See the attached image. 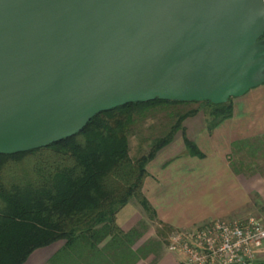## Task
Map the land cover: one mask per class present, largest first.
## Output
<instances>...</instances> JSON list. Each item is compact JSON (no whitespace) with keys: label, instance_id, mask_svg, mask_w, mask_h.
Returning a JSON list of instances; mask_svg holds the SVG:
<instances>
[{"label":"water","instance_id":"obj_1","mask_svg":"<svg viewBox=\"0 0 264 264\" xmlns=\"http://www.w3.org/2000/svg\"><path fill=\"white\" fill-rule=\"evenodd\" d=\"M264 84V0H0V154L156 98L228 102Z\"/></svg>","mask_w":264,"mask_h":264},{"label":"trees","instance_id":"obj_2","mask_svg":"<svg viewBox=\"0 0 264 264\" xmlns=\"http://www.w3.org/2000/svg\"><path fill=\"white\" fill-rule=\"evenodd\" d=\"M183 103L159 98L130 102L98 113L81 131L60 141L0 154V264H23L34 250L59 240L65 241L63 249L73 251L72 264L84 259L85 264H136L156 249L159 241L132 249L144 223L124 232L117 213L132 199L152 212L142 191L146 165L178 132L184 134L188 153L202 157L183 125L200 108L179 113L166 134L135 159L129 137L137 120L151 109ZM199 103L209 107L211 127L233 115V98L222 104Z\"/></svg>","mask_w":264,"mask_h":264},{"label":"crops","instance_id":"obj_3","mask_svg":"<svg viewBox=\"0 0 264 264\" xmlns=\"http://www.w3.org/2000/svg\"><path fill=\"white\" fill-rule=\"evenodd\" d=\"M209 121V115H195L183 123L185 135L197 144L202 157L188 153L184 134L178 132L147 163L142 191L152 212L138 203L128 209V203L117 213L124 232L144 223L132 249L160 242L136 264H184L181 254L167 248L171 232L177 229L249 216L264 225V84L233 98L231 117L215 127ZM242 142L244 146L235 148ZM64 245L59 240L41 247L24 264H72L73 251L63 249ZM251 264H264V243Z\"/></svg>","mask_w":264,"mask_h":264},{"label":"built area","instance_id":"obj_4","mask_svg":"<svg viewBox=\"0 0 264 264\" xmlns=\"http://www.w3.org/2000/svg\"><path fill=\"white\" fill-rule=\"evenodd\" d=\"M264 243V225L249 216L214 219L170 234L167 248L184 257V264H251Z\"/></svg>","mask_w":264,"mask_h":264},{"label":"rangeland","instance_id":"obj_5","mask_svg":"<svg viewBox=\"0 0 264 264\" xmlns=\"http://www.w3.org/2000/svg\"><path fill=\"white\" fill-rule=\"evenodd\" d=\"M197 107L200 108L197 115H204L206 117L209 115L208 106H203L199 102L194 101L184 102L183 104L178 105H159L148 111L145 118L138 119L132 128V132L129 137L130 156L135 159L140 156L141 153L146 152L147 147L152 140L166 134L171 126V123L174 122L179 113H183L189 109ZM136 203H138L136 200H130L128 209H131V207H133Z\"/></svg>","mask_w":264,"mask_h":264}]
</instances>
